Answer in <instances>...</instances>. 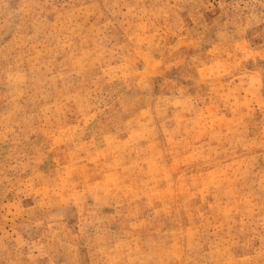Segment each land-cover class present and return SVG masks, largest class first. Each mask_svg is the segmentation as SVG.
I'll return each instance as SVG.
<instances>
[{
  "label": "rangeland",
  "instance_id": "1",
  "mask_svg": "<svg viewBox=\"0 0 264 264\" xmlns=\"http://www.w3.org/2000/svg\"><path fill=\"white\" fill-rule=\"evenodd\" d=\"M0 264H264V0H0Z\"/></svg>",
  "mask_w": 264,
  "mask_h": 264
}]
</instances>
